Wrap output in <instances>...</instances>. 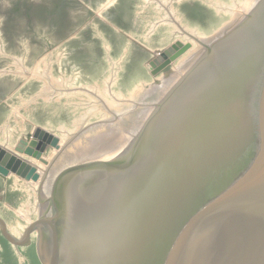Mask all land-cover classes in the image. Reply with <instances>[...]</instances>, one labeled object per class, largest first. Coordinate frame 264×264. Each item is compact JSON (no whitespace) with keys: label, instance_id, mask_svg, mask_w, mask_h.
I'll list each match as a JSON object with an SVG mask.
<instances>
[{"label":"rangeland","instance_id":"rangeland-1","mask_svg":"<svg viewBox=\"0 0 264 264\" xmlns=\"http://www.w3.org/2000/svg\"><path fill=\"white\" fill-rule=\"evenodd\" d=\"M244 1L172 2L173 13L179 19V23H174V17L168 12L166 16L170 19L166 17L157 0L149 3L145 0H0V167L4 170H0V264H42L37 232L32 231L40 217L37 211L34 213L31 186L38 178L37 167L45 164L50 155L55 156L63 139L61 129L75 132L77 121L81 123L77 128L91 129L109 120L114 109L107 106L113 97L128 96L134 88L153 82L193 51L195 45L186 40V34L181 29L178 31V27L212 36L234 22L233 11L230 15L220 8H232ZM163 18L166 23H159ZM232 33L230 30L228 35ZM231 39L218 46L212 56L200 58L190 75L173 86L178 87L171 98L150 116L151 124L145 131L117 153L116 161L71 172L70 178L59 186L47 211L52 213L53 205L63 195L69 208L78 215L73 218L70 253L65 255L73 264H86L90 258H97L98 249L104 258H120L124 252L131 256L132 252L133 256L142 257L145 264L160 262L155 246L144 242L147 231L154 232L149 222L155 219L151 215L161 173L152 170L161 166V160L156 162L163 148L161 128H168L165 124L178 113L184 116V121L195 123L194 129H209L208 122L214 120H204L202 115L210 109V101H202L190 116L186 108L195 100L190 102L187 98L206 97L211 94L209 91H214L213 82L224 69V63L214 59ZM176 43L180 44L176 47L179 50L175 49V61L151 77L149 61ZM170 49L174 51L173 47ZM110 78L115 80L107 87ZM48 79L59 82L60 87L51 86L53 91L46 92ZM88 86L97 87L95 97L80 93ZM180 90H184L181 95ZM178 92L174 99L178 102L166 105ZM225 103L221 105L222 112L212 117L222 119L225 110L234 106ZM186 133L168 136L165 132V136L181 141ZM180 145L181 142L175 151ZM95 148L98 155L107 153L99 146ZM86 156L87 161L93 157ZM32 162L40 165L36 167ZM43 200L46 210L47 199ZM153 224L159 226L161 219Z\"/></svg>","mask_w":264,"mask_h":264},{"label":"water","instance_id":"water-1","mask_svg":"<svg viewBox=\"0 0 264 264\" xmlns=\"http://www.w3.org/2000/svg\"><path fill=\"white\" fill-rule=\"evenodd\" d=\"M232 37L225 50L221 48L216 53L214 60L224 63V69L213 82L214 91L206 97L187 98L190 102L195 100L186 108L190 116L208 99L212 105L203 112L202 119L217 123L208 122L209 129L198 131L195 123L184 121V116L176 113L165 124L168 128H161L163 148L160 147L161 158L156 160H161V166L152 170L161 174L154 176L158 174L160 178L151 215L155 221L161 219V224L155 226L150 220L154 232L147 231L144 242L155 246L156 258L160 259L157 264H264V0L235 26L230 36L227 33L210 46L201 60L212 56L218 46ZM179 44L168 46L149 61L151 77L175 61ZM189 71L185 78L192 70ZM179 92L166 105L177 103L174 99ZM224 102L234 106L225 110L222 119L212 117L222 112ZM164 131L168 136L187 133L179 141L177 137L165 136ZM180 142L181 147L175 151ZM0 170L4 171L1 167ZM65 198L62 195L61 201L53 205L54 233L43 220H37L32 229L37 232L42 264H73L65 255L70 253L73 218L78 215ZM125 253L110 259L111 256L102 257L98 249L97 258H90L86 264H145L142 257Z\"/></svg>","mask_w":264,"mask_h":264},{"label":"bare ground","instance_id":"bare-ground-1","mask_svg":"<svg viewBox=\"0 0 264 264\" xmlns=\"http://www.w3.org/2000/svg\"><path fill=\"white\" fill-rule=\"evenodd\" d=\"M145 1L146 3H149L152 2L153 0H145ZM157 1L159 2V8H161V11H166L165 16L167 15L168 12V15H170V17H174L173 18V21H175L174 23H176L177 21L179 23V19L173 13L171 3L179 2L180 0H169V1L157 0ZM259 1L260 0H245L243 4L233 6L232 8L221 7L220 9L226 10L225 12L229 11L230 13L233 11L232 15H234L233 17L234 22L233 24H226L220 30H218L216 33H214L212 36L209 37L202 36L196 33L194 30H188L187 28H184L183 30L181 27L180 28L178 27L179 25H176L179 29L178 31H180V29L181 31H184V33L187 36L186 40H188L189 43L195 45L193 51H191V53L187 57L182 59L177 64L176 67L162 74L160 77L156 78L153 82L134 88L128 96H118L117 97L118 99H115L116 97L111 96L113 97V100L111 99L112 103H108V106L107 104L105 103L104 104L108 108L111 107L112 109H114V113H111L109 120H103L99 122L101 125H99L98 127H93L91 129L90 127H88V129H86L87 127L81 126L80 128H77V126L81 124L80 121H77L76 122L77 124L76 129H78L77 131L67 132L66 129L65 130L63 128L61 129L62 134L61 133L60 134L63 136V139L60 141L57 151H55L54 153L55 156L50 155L51 158L47 160L45 164L40 165V163L37 164L32 162L34 165L36 164V167L40 165L37 167L38 168L37 181L34 182V184L32 183L33 186H31L33 187L32 189H33L34 204H35L34 213L35 211H37L36 214L38 213L40 217L39 218L40 222L42 220L45 222V224L50 229V233H54L53 221H52L53 212L52 213L49 212L50 213L49 214L47 210L48 207H50V203H52L59 186L63 185V183L70 178L68 174L76 170H79L83 167L85 170L90 168H98V166H101L102 164L105 165L107 163L116 161L118 157L117 153L123 151V149L128 144H132L136 140V138L141 133L143 128L150 121L149 118H151L156 113V111L159 110V107L162 104H164L163 103L164 100L166 101V98L173 92V90L176 89V87L173 88V86H176L178 82H180L181 80H183V78H185V76H187L188 71L201 58V56H203V54L207 52L210 46L214 45L221 38H224L226 34L229 33L230 30L233 31L235 26H237L239 23L241 24V22H243L250 14V12L256 7V4ZM158 22L161 24H165L166 20L165 18H163L160 19V21ZM38 76L39 75H37V77ZM112 77L114 78V76ZM54 80L50 79L48 81V85H47L48 89H46L47 90L46 92L53 91L51 86L56 87L60 85L59 82L55 83ZM113 80L115 79L110 78V80L107 81V87H110L109 85L110 83H113L112 82ZM53 83L57 85H54ZM112 85L113 84H111V86ZM63 86L65 87V85ZM80 93H86V94L91 93V95L93 94V96L95 97L96 94L98 93V90L97 87L92 86L86 89H82ZM116 106L119 107L115 108ZM86 114L84 115L86 116ZM82 119H84V116ZM98 146L100 147V150L106 151L108 154L105 153L101 156V154L98 155L97 153H94V149H96L95 147ZM86 155L93 157L89 158V160L87 161ZM80 158L81 159L83 158V161H80ZM79 162L81 163L78 164ZM33 164L30 163V165ZM61 194H63V192ZM43 199L45 200L47 199L46 210L44 209V206L42 204V201H44Z\"/></svg>","mask_w":264,"mask_h":264}]
</instances>
